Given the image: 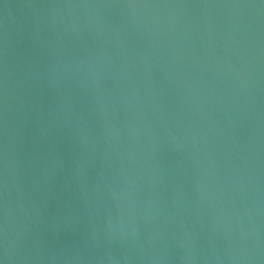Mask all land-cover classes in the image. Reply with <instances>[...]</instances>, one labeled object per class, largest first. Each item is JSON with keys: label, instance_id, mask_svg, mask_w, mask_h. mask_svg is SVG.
<instances>
[{"label": "water", "instance_id": "95a60500", "mask_svg": "<svg viewBox=\"0 0 264 264\" xmlns=\"http://www.w3.org/2000/svg\"><path fill=\"white\" fill-rule=\"evenodd\" d=\"M0 264H264V0H0Z\"/></svg>", "mask_w": 264, "mask_h": 264}]
</instances>
